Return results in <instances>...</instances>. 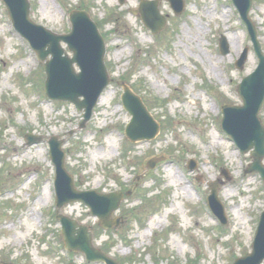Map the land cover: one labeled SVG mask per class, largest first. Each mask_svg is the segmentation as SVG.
Masks as SVG:
<instances>
[{
    "label": "rangeland",
    "instance_id": "1",
    "mask_svg": "<svg viewBox=\"0 0 264 264\" xmlns=\"http://www.w3.org/2000/svg\"><path fill=\"white\" fill-rule=\"evenodd\" d=\"M141 1L29 0L35 23L67 34L70 13L85 10L105 39L113 82L79 129L82 113L48 99L43 64L0 0V264H105L64 247L53 136L66 140V168L79 190L131 192L114 214L121 218L116 229L101 228L81 202L59 210L90 227L95 248L118 264H233L252 253L264 182L258 173L246 174L251 155H242L221 128L222 106L243 105L238 86L259 64L249 35L231 0H184L181 15L167 0H156L167 26L154 35L134 13ZM249 18L264 53V0H253ZM222 36L229 43L226 56ZM245 48L248 60L239 70L235 63ZM124 84L161 125L150 142L133 144L125 137L132 116L122 106ZM260 119L264 124V107ZM28 133L42 141L28 146ZM154 158L162 160L149 169ZM220 179L226 225L207 203L210 184Z\"/></svg>",
    "mask_w": 264,
    "mask_h": 264
},
{
    "label": "water",
    "instance_id": "2",
    "mask_svg": "<svg viewBox=\"0 0 264 264\" xmlns=\"http://www.w3.org/2000/svg\"><path fill=\"white\" fill-rule=\"evenodd\" d=\"M6 5L10 20L17 32L26 39L32 50L44 65L46 72L45 93L49 99L70 102L79 112H83L80 128H85L92 116L105 89L112 79L105 63L106 43L97 24L84 10H74L70 14L72 24L68 34H57L38 25L31 19L29 0H2ZM121 4L125 0H119ZM176 15L185 10L184 0H167ZM245 22L255 54L258 57L257 69L246 77L238 86L243 99V106H223L222 129L234 140L241 153H250L253 163L246 171L259 173L264 181V125L259 114L264 106V53L257 39V30L249 18L253 0H233ZM159 1L141 2L135 13L141 15L144 25L153 34H159L167 26V18L160 13ZM67 45V49L63 46ZM220 51L223 56L230 52L225 36L220 40ZM72 53V56L70 55ZM248 59V48L245 49L236 67L243 70ZM79 69V71L77 70ZM124 108L132 115L126 127V135L132 142L151 141L160 132V124L154 119L142 98L135 94L128 85H124L122 96ZM27 144L32 146L42 141L40 136L27 135ZM66 140L52 137L49 140L50 155L56 168L55 187L57 208L80 201L85 203L94 216L100 219V226L112 229L121 224V218H113L124 200V193L100 194L95 191H80L75 186L73 176L66 168V153L63 146ZM162 159H153L148 168L153 169ZM190 169H194L190 166ZM229 179L228 175H224ZM221 181L210 185L211 195L208 200L214 213L223 222H227L223 204L218 193ZM131 192L127 193V196ZM1 196V191H0ZM62 223V235L69 251L82 252L90 262L118 264L115 260L96 249L93 245V234L90 227L80 225L77 221L58 214ZM264 262V212L261 215L258 231L251 254L239 258L234 264H262Z\"/></svg>",
    "mask_w": 264,
    "mask_h": 264
},
{
    "label": "bare ground",
    "instance_id": "3",
    "mask_svg": "<svg viewBox=\"0 0 264 264\" xmlns=\"http://www.w3.org/2000/svg\"><path fill=\"white\" fill-rule=\"evenodd\" d=\"M262 25H264V22L262 23Z\"/></svg>",
    "mask_w": 264,
    "mask_h": 264
}]
</instances>
